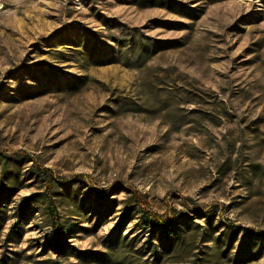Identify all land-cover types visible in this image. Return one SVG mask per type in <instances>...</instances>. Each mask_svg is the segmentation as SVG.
<instances>
[{"label":"rangeland","instance_id":"obj_1","mask_svg":"<svg viewBox=\"0 0 264 264\" xmlns=\"http://www.w3.org/2000/svg\"><path fill=\"white\" fill-rule=\"evenodd\" d=\"M0 153V264H264V0H0Z\"/></svg>","mask_w":264,"mask_h":264},{"label":"trees","instance_id":"obj_2","mask_svg":"<svg viewBox=\"0 0 264 264\" xmlns=\"http://www.w3.org/2000/svg\"><path fill=\"white\" fill-rule=\"evenodd\" d=\"M144 44L145 43L141 41H138L136 45L134 43L132 47L133 51L140 54V51L143 49L142 46H144ZM8 159H9L8 156L0 153V165H1V168H0V200L2 196H5V193L8 188L5 183V174L7 172L6 161ZM32 167H33L32 172L37 174L42 179V181L46 183V186H47L46 189L43 192H40L39 195H41L42 196L41 198H43L45 201L46 210L48 213L50 224L54 231L55 237H57L62 227H61V221H60V217L57 211V207L54 203V199L52 197V193L50 190L52 186H54L55 180L48 168L41 167L38 165H33ZM105 194L106 193H99L97 195L102 197V200H103L105 197ZM132 199L134 200L136 205H140L142 203L140 201V197H133ZM138 213H139V218L142 222L143 228H145L149 234L154 233V235L158 234L159 238H161V236H164L167 238L165 249L171 248L172 246L177 248L179 239L182 238L183 236L179 233L178 229L176 228V225L180 221H183V218L186 216L185 213H181L176 210H173V213L171 214H169L168 212L160 214L158 212L146 210L144 208H139ZM124 215H127V211L125 212ZM204 217H206V219L207 218L209 219L211 215L210 213H206ZM236 229L237 227H234L233 231H235ZM244 230L247 231L249 229L245 228ZM117 235H119V233ZM124 244H125L124 241L121 240V242L118 243L117 246H115V248L121 249L123 248ZM54 245L56 246L57 249L65 248V245L60 240H57V239ZM92 254H95V257H96L95 259L99 260V262L118 264V262L113 260L114 258L108 257V255L104 253L95 252ZM85 259L87 260V262L91 261L90 259H88V257L87 258L85 257ZM192 264H196V263H192Z\"/></svg>","mask_w":264,"mask_h":264}]
</instances>
